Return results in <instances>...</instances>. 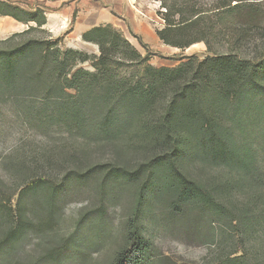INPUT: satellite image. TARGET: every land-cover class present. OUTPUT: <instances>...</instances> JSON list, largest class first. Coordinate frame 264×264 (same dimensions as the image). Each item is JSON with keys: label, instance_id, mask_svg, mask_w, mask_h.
<instances>
[{"label": "trees", "instance_id": "obj_1", "mask_svg": "<svg viewBox=\"0 0 264 264\" xmlns=\"http://www.w3.org/2000/svg\"><path fill=\"white\" fill-rule=\"evenodd\" d=\"M152 1L163 9L157 39L180 50L203 43V58L185 56L174 67H154L145 44L142 55L110 25L82 34L83 41L97 46V56L37 40L0 50V99L23 110L25 91L44 92L43 102L53 105L59 122H68L75 134L145 158L130 169L109 167L105 187L117 179L131 185L142 181L125 222L126 247L113 264L147 261L139 216L163 196H170L167 205L175 214L192 208L225 219L237 214L235 227L247 232L253 212L242 203L236 209L232 193L264 184L254 149L264 133V0ZM13 10L26 18L1 8L0 14L36 28L45 24L41 11ZM85 63L91 70L82 67ZM204 169L228 176L203 177ZM261 250L250 261L236 250L212 261L264 264V245Z\"/></svg>", "mask_w": 264, "mask_h": 264}, {"label": "rangeland", "instance_id": "obj_2", "mask_svg": "<svg viewBox=\"0 0 264 264\" xmlns=\"http://www.w3.org/2000/svg\"><path fill=\"white\" fill-rule=\"evenodd\" d=\"M210 4L214 0H201ZM0 8L20 19L41 11L45 24L36 28L0 14V50L28 40L54 42L61 50L99 54L82 34L110 25L142 55L145 44L154 67H174L182 57L205 56L203 43L180 50L162 44L155 31L164 26L152 0H0ZM30 27L35 28L23 33ZM23 33V34H22ZM22 34V35H21ZM91 70L89 63L82 65ZM23 93V110L0 99V264H113L126 247L125 222L132 216L136 187L117 179L105 187L109 169H130L139 159L132 149L96 142L75 134L59 122L56 108L43 102L44 92ZM55 115V116H54ZM255 151L264 171V133ZM137 157V158H135ZM110 167V168H109ZM218 179L227 171L203 170ZM264 184L232 193L236 209L253 212L252 229L235 227L237 214L225 219L192 208L175 214L170 196L151 203L139 217L149 255L142 264H218L216 257L238 251L248 261L262 255L264 245ZM242 203V204H241ZM231 220V221H230ZM217 262V263H216Z\"/></svg>", "mask_w": 264, "mask_h": 264}]
</instances>
